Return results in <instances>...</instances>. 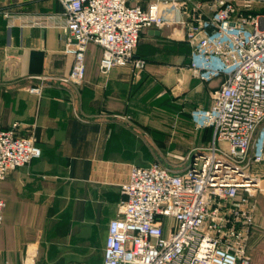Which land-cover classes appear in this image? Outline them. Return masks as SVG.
I'll return each instance as SVG.
<instances>
[{"label": "crops", "instance_id": "0c3cea01", "mask_svg": "<svg viewBox=\"0 0 264 264\" xmlns=\"http://www.w3.org/2000/svg\"><path fill=\"white\" fill-rule=\"evenodd\" d=\"M191 4L207 15L203 0ZM4 11L13 17L10 26ZM62 12L58 0H0V129L17 122L18 133L31 132L41 149L0 182V264L101 263L130 165L177 169L183 164L174 155L212 136L209 127L194 129L190 111L209 107L224 77L201 80L193 73L179 23L140 31L135 55L146 66L137 75L128 66L101 73L102 48L89 43L84 80L74 85L59 79L72 60L63 52ZM37 14L53 15V25L23 22ZM164 111L179 139L164 137ZM187 136L192 141L184 148ZM262 144V160L249 170L263 176L264 138Z\"/></svg>", "mask_w": 264, "mask_h": 264}, {"label": "built area", "instance_id": "2783aa9c", "mask_svg": "<svg viewBox=\"0 0 264 264\" xmlns=\"http://www.w3.org/2000/svg\"><path fill=\"white\" fill-rule=\"evenodd\" d=\"M58 1L63 52L72 58L63 82H83L89 43L102 48L101 73L128 66L137 75L146 64L135 55L140 31L171 23L183 28L193 73L201 80L224 77L211 105L190 111L194 129L211 128L207 144L174 155L183 164L177 169L130 165L99 264H251L246 247L253 196L264 192V175L249 170L263 158L264 12L252 11L248 1L240 8L235 0H203L207 15L193 0H149L144 7L132 0ZM3 15L10 26L11 13ZM23 22L45 27L54 16L28 15ZM18 130L17 122L0 129V182L41 154L33 134ZM4 207L0 195V225Z\"/></svg>", "mask_w": 264, "mask_h": 264}, {"label": "rangeland", "instance_id": "374dc122", "mask_svg": "<svg viewBox=\"0 0 264 264\" xmlns=\"http://www.w3.org/2000/svg\"><path fill=\"white\" fill-rule=\"evenodd\" d=\"M148 1L149 0H132V2H136L140 5L146 4V2ZM245 1L249 2V6L252 11L264 12V0H235L236 4L240 8L243 7V3ZM144 69L145 67L143 68V70ZM33 88H36V87H30L29 89H33ZM165 114H167L166 111H164V126H163L164 137L167 138V140L170 139V136L172 137L173 140L179 139L178 135H180V133H178V131L176 132L173 129H171L169 119ZM178 130H180L179 127H178ZM194 131L197 133L196 130ZM198 132L200 133V131ZM26 133H27V130H26ZM191 141H192V138L190 136L189 137L187 136L186 139L181 140L182 144H180V146L187 148L191 144ZM205 141L206 142L201 145H205L209 142L207 140ZM191 147L194 148V145ZM253 199L255 200V203H256L255 216H254V223L251 228L252 231L248 238L246 251H247V255L250 258L251 264H264V192L257 191V193L254 194ZM116 209H117V206H115V212H116ZM3 219H4V213H3ZM2 225L3 224H1L0 226Z\"/></svg>", "mask_w": 264, "mask_h": 264}, {"label": "trees", "instance_id": "16d2710c", "mask_svg": "<svg viewBox=\"0 0 264 264\" xmlns=\"http://www.w3.org/2000/svg\"><path fill=\"white\" fill-rule=\"evenodd\" d=\"M252 230V229H251ZM251 233V232H250Z\"/></svg>", "mask_w": 264, "mask_h": 264}]
</instances>
